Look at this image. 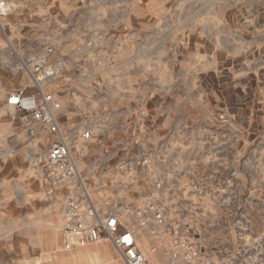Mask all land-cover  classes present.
<instances>
[{
	"label": "crops",
	"instance_id": "crops-1",
	"mask_svg": "<svg viewBox=\"0 0 264 264\" xmlns=\"http://www.w3.org/2000/svg\"><path fill=\"white\" fill-rule=\"evenodd\" d=\"M9 2L12 12L0 17V70H20L18 62L1 61L5 46L19 55L37 36V23L55 21L63 38L75 35L77 53L90 50L91 67L83 62L81 71L90 70L95 84L116 87L109 91L114 98H95L122 104L95 113L109 120L78 164L79 173H92L93 196L104 197L103 206L93 201L99 208L156 201L178 222L177 233L196 240L215 261L229 253L212 237L218 229H235L239 246L264 247V0ZM12 93H0V264H126L104 237L63 249L67 183L45 197L30 166L53 138L45 127L28 135L22 113L6 105ZM159 148L163 160L134 183L122 190L113 183L116 164L137 168ZM150 177L162 182L161 193ZM214 198L226 225H205L214 222L207 214ZM238 213L239 225H227ZM138 244L152 257L147 231Z\"/></svg>",
	"mask_w": 264,
	"mask_h": 264
},
{
	"label": "built area",
	"instance_id": "built-area-1",
	"mask_svg": "<svg viewBox=\"0 0 264 264\" xmlns=\"http://www.w3.org/2000/svg\"><path fill=\"white\" fill-rule=\"evenodd\" d=\"M12 10L9 0H0V17L9 15ZM45 50L41 56H32L19 62V68L36 86L54 80L65 70L64 62L53 57L52 47ZM6 105L22 113L23 125L29 136L35 137L38 128L45 127L53 138L48 151L32 158L30 166L40 175L45 197H52L54 191L67 183L62 227L65 251L97 243L104 237L126 264H264V247L257 245L253 248L238 245L224 261L213 260L201 250L196 240L177 233L173 225L178 222L171 221L170 210L156 201H149L142 206H129L121 202L113 207L99 208L84 187L78 164L89 155L88 145L101 134L103 127L80 128L73 141V137L64 132L57 122L56 113L60 105L51 94L41 92L34 99L18 91L7 97ZM108 120L105 116L102 123ZM75 148L77 150L73 152ZM163 151L159 148L152 158L141 159L137 168L129 162L116 164L111 171L113 183L121 190L126 189L137 180L138 173L145 174L153 162L163 160ZM151 180L157 193H161L162 182L156 177ZM181 209L187 211L188 208ZM142 231L149 233V253L152 257L140 251L138 237ZM239 240L243 241L238 237Z\"/></svg>",
	"mask_w": 264,
	"mask_h": 264
},
{
	"label": "rangeland",
	"instance_id": "rangeland-1",
	"mask_svg": "<svg viewBox=\"0 0 264 264\" xmlns=\"http://www.w3.org/2000/svg\"><path fill=\"white\" fill-rule=\"evenodd\" d=\"M32 23L33 22L31 21L25 22V24ZM50 24V26L46 27V23H44V25L42 22L37 23L38 26L34 29V32H37V36L33 37L31 41L26 42L21 49L23 52L19 54L20 56L18 53L13 52L14 50L10 45L5 46L7 53L2 57L1 61H3L4 64L7 62L9 65L16 66L17 62L19 63L20 60H25L32 56H41L46 51L45 49L47 47H52L54 50L53 57L62 60L65 64L64 72L58 75L54 80L36 86L31 82L23 70L20 69L11 73V71L3 69V71L0 70V93H12L25 89L27 92L34 93V96L37 97L41 92L51 94L53 99L60 105V108L56 113L57 122L59 123L60 128L64 132L70 134L71 137H73V141H75L76 138L74 135L78 129H90L97 126L103 127L105 125L102 123L103 117L100 118L99 116H96L95 113L106 111L110 106H117L122 104V102L119 99L115 103L112 101L109 102L108 100L99 101L95 99L97 98V95L99 96L100 94H103L105 99L108 97L114 98V96H111V93L109 94V91L111 89L116 90V87L98 85L95 84L96 81L93 83L94 79L90 74L91 71L84 72L78 67L81 63L87 62L92 57L89 52L90 50L83 54L81 52L77 53V48L80 43L75 35H71V32H69L68 37L63 38L60 31L57 29L58 22L54 21ZM27 40H30V36L26 38V41ZM88 43L91 44L88 45ZM84 45L90 47L92 41L88 40ZM116 45L118 44L116 43ZM122 58L123 55H115L116 62L121 61ZM89 64L90 62L88 61L87 67L90 68L91 66ZM95 79L97 80V78ZM120 88H123V86ZM77 108L81 110L77 111ZM91 174L89 168L82 169L80 172V176L85 185L84 187L89 195H91L92 200L97 205L101 204L103 206L104 197L96 194L93 196V193L91 192L95 189L90 182L92 181L90 178ZM88 184L91 186H88ZM212 203H214L215 206L213 207V212L207 214L215 219L214 222H208L205 225H226L223 221V216L217 211V209H220L221 207L220 199L214 198L212 199ZM238 220L239 213L236 216L233 214L232 218L229 219L230 223L227 225H239ZM217 232L218 234H216V232L212 234L213 239L216 242L221 239L228 252L233 251L239 245V233H237L235 229L231 231L218 229Z\"/></svg>",
	"mask_w": 264,
	"mask_h": 264
}]
</instances>
